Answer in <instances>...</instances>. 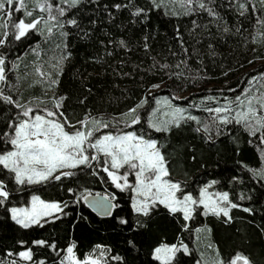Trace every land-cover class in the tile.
I'll return each mask as SVG.
<instances>
[{"label":"snow or ice","instance_id":"1","mask_svg":"<svg viewBox=\"0 0 264 264\" xmlns=\"http://www.w3.org/2000/svg\"><path fill=\"white\" fill-rule=\"evenodd\" d=\"M101 7L109 20L126 9L134 25L147 24L155 12L177 21L188 18L192 44L177 22L176 49L169 44L166 56L152 55V34L144 33L138 45L150 64L133 62L132 71H122L130 59L126 57L108 67L114 77L135 79L139 72L157 82L140 75L138 95L122 89L123 100L131 101L123 108L94 109L85 95L78 100L83 110L69 111V95L59 91L73 58L69 38L75 34L90 41L97 24L90 17ZM228 13L236 16L235 25L226 19ZM245 19L254 21L252 42L264 43V31H259L264 28V0H146L143 5L124 0L102 6L99 0H0V231L13 233L12 243L3 245L0 264H258L244 249L225 253L218 245L203 243L200 234L211 229H193L190 222L214 216L228 224L237 209L252 214L257 210L254 194L264 208V71L250 76L239 93L226 83L199 96L177 94L210 79L203 65L205 55H219L213 27L221 38L243 36ZM205 40L202 52L199 45ZM21 45H26L23 51ZM99 45L102 52L88 58L94 64H106L116 50L132 51L122 36L107 34ZM168 56L175 62H167ZM192 60L200 67L193 68ZM87 80L81 77V85L94 95ZM108 100L118 104L121 98L109 93ZM180 129H190L205 144L229 138L237 155L246 142L255 148L258 163L238 160L236 173L223 177L227 187L216 178L190 181L189 172H178L173 163L180 149L167 150L172 133ZM189 159L195 163L198 158L193 154ZM94 185H102L103 191H95ZM21 193L23 202L13 201ZM83 207L99 219L85 215ZM158 219L174 221L187 239L177 234L169 240L161 233L145 248L146 235ZM51 224L63 226L62 242L29 234ZM101 230L111 242L96 239Z\"/></svg>","mask_w":264,"mask_h":264},{"label":"trees","instance_id":"2","mask_svg":"<svg viewBox=\"0 0 264 264\" xmlns=\"http://www.w3.org/2000/svg\"><path fill=\"white\" fill-rule=\"evenodd\" d=\"M99 2L102 6L103 4L111 5L112 3L124 2V0H99ZM136 2L143 5L146 3V0H136ZM220 2L221 0H217L218 4ZM88 13H91V8L88 9ZM90 18L97 20L90 41L79 40L75 34L69 38L73 58L65 66L59 86L60 93L66 92L69 95L67 102L69 111L81 112L83 107L79 105L78 100L85 95L89 96L87 104L94 109H107L108 111H112L117 108H123L125 104L131 103L130 100H123L124 93L122 89L127 88L133 96L138 95L140 91L139 76L145 74L138 72L135 79L131 77L121 79L114 77L108 65H112L115 61L126 57H130V59L128 65L121 69L122 71H132L131 64L133 62L139 63L143 61L144 66L150 64L151 60L145 54L142 47L138 45V41L141 40L144 33L148 32L152 34V38L150 39L152 55L160 53L161 56H166L169 44H171L173 49H176V41L173 38V27L177 22L180 23L182 30L185 31V40L189 43V46L192 44L186 31V28L191 27L188 18L177 21L173 17L164 16L159 12H155L151 15L150 22L147 24L141 25L138 23L134 25L130 22L131 17L126 9L114 13V18L109 20L107 13L102 7L98 10V14L91 15ZM226 19L230 25L237 23L236 16L232 13H228ZM241 23L243 24V28L247 29L243 33V36L229 34L221 38L216 34V30L213 27L214 39L212 42L215 44L216 51L219 55L214 58H209L205 55L203 65L210 79L199 81L197 86H188L183 91H178V95L188 96L189 93H192L194 96H199L205 94L204 90L208 88H221L226 83L239 93L241 90L240 86L245 85L250 76L264 71V43H253L251 40V36L254 34L252 27L254 21L245 19L241 20ZM259 31H264V28H260ZM107 34H111L113 38L122 36L129 40L132 45V51L125 53L123 50H116L114 56L105 58L107 61L106 64H94L88 58L102 52L99 40H106ZM245 37L248 38L247 43H245ZM257 40L259 41V37H257ZM29 42L33 41L30 40ZM207 43L208 41L205 40L199 45L202 52L206 51ZM24 47L26 45H21V51H23ZM248 61L252 62L248 63ZM161 62L163 63L164 60L161 59ZM167 62L174 63L175 61L171 56H168ZM190 64L193 68L200 67L195 60L190 61ZM105 69H107L106 72ZM229 69H232V71L229 72ZM223 72H227L228 75L226 77L221 75ZM89 74L91 75L89 76ZM81 77H88L87 84L89 87H92L94 95L84 90V87L81 85ZM145 79L151 80V82H157L155 78L147 75H145ZM167 83L170 88L175 87V82L167 81ZM113 85H119V88H115ZM35 91L39 92V89L37 88ZM167 91L165 89L162 94H166ZM109 93L113 97H120V102L118 104L109 102ZM180 103H184V101H180ZM236 134L244 141L247 140V136L243 132H237ZM240 147L241 152L237 155L235 145L229 138L222 137L216 144H205L190 129H180L172 133L167 150L171 152L173 149H180V158H174L173 163L178 165L176 169L178 172H189L190 181L216 178L221 179L222 184H225V187H227L223 177L236 173V162L238 160H244L252 165L258 163V156L254 147L248 145L246 142L242 143ZM193 154L198 158L195 163L189 159ZM203 162H207V167L202 169L200 164ZM248 187H252V185L249 184ZM94 190L103 191V186L94 185ZM12 199L13 201L19 200L23 202L25 197L21 193L13 196ZM256 201L257 197L254 194L252 206L257 209L254 213L249 214L242 210H233L232 215L234 219L228 224H225L222 220L214 216H198L194 221L190 222V227L193 229L196 227H202L204 229L210 228L211 232L202 231L200 234L201 236L206 234V243L218 245L225 253L234 248L244 249L253 255L258 261V264H264V233L260 231V228H264V208H261ZM82 210L85 215H91L96 220L99 219L94 213H91L90 209L83 207ZM0 215H2V211H0ZM160 215L164 216L163 210H161ZM257 225L260 227L258 228ZM161 233L165 234L169 240H172L177 234L184 236L185 239L188 237L187 232H179V226L174 221L170 219H158L152 231L146 235L144 240L145 248L153 242L157 234ZM29 234L33 238L39 235L55 237L62 242L63 226L59 224L46 225L43 229L33 230ZM77 235H79L78 231ZM12 239L13 233L11 230L5 229L0 231V255H2L3 245H10ZM96 239L108 242L112 241V237L104 234L103 230H101V233ZM40 251L46 253L47 250Z\"/></svg>","mask_w":264,"mask_h":264},{"label":"rangeland","instance_id":"3","mask_svg":"<svg viewBox=\"0 0 264 264\" xmlns=\"http://www.w3.org/2000/svg\"><path fill=\"white\" fill-rule=\"evenodd\" d=\"M195 235V234H194ZM201 236V235H200ZM201 241L203 242V243H206V234H203L202 236H201Z\"/></svg>","mask_w":264,"mask_h":264}]
</instances>
